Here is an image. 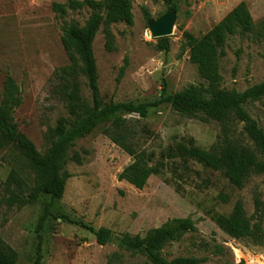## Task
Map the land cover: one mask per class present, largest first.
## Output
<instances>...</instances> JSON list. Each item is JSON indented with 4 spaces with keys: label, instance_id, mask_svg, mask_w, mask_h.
<instances>
[{
    "label": "rangeland",
    "instance_id": "374dc122",
    "mask_svg": "<svg viewBox=\"0 0 264 264\" xmlns=\"http://www.w3.org/2000/svg\"><path fill=\"white\" fill-rule=\"evenodd\" d=\"M70 0H0V103L5 82L13 78L20 89L22 104L13 117L21 133L45 153L48 131L62 118H68L65 105L55 94L54 73L70 64L62 44L63 25L84 26L90 11L83 9L59 17L53 4ZM82 1V0H79ZM101 1V0H97ZM250 10L254 29L231 36L221 59V88L243 93L264 81V0H134V24L112 26L115 50L106 47L101 28L94 42L99 72V88L105 103L155 101L163 90L175 94L190 86L206 84L196 65L183 50V34L201 37L215 27L238 4ZM176 5L177 20L170 36L168 53L157 48L143 8L152 20H159ZM127 62L124 76L121 69ZM84 96L90 93L83 85ZM247 112L264 129V99L248 104ZM129 129L137 128L141 148L154 153L153 165L161 155L192 138L196 146L208 150L221 132L218 122H204L174 112L168 105L152 110L147 119L125 115ZM97 129L76 142L66 164L71 178L63 198L55 203L45 229L43 264H111L113 254L124 255V264H143L121 251L117 240L124 234L145 237L153 229L176 219H190L196 231L184 235L164 249L167 260L178 257L203 259V264H264V245L235 240L216 223V217H230L242 203L248 217L264 228V175L253 176L244 187L234 186L221 173L196 160H165L160 174L147 186L136 189L119 181L120 173L132 163L131 157ZM242 132L243 126H238ZM252 145L251 142H248ZM78 153L82 163L71 157ZM15 174L19 183L11 182ZM17 147L0 148V199L29 190L45 180ZM227 199V200H226ZM257 201L260 203L258 208ZM49 198L40 196L32 204H4L0 212V237L19 255L18 264H33L36 254V227ZM260 209V213L257 210ZM65 215L98 230H111L114 241L99 245L84 228L60 218ZM260 217V218H259Z\"/></svg>",
    "mask_w": 264,
    "mask_h": 264
},
{
    "label": "trees",
    "instance_id": "16d2710c",
    "mask_svg": "<svg viewBox=\"0 0 264 264\" xmlns=\"http://www.w3.org/2000/svg\"><path fill=\"white\" fill-rule=\"evenodd\" d=\"M134 0H70L67 3H54L53 11L59 17L68 12L88 9L90 17L84 26L76 22H65L63 25L62 44L69 57L70 64L55 71V94L65 105L68 118L62 117L57 125L48 131L49 147L41 153L31 140L20 132L13 114L21 106L22 97L19 87L13 78L5 82L3 100L0 103V148L13 145L20 149L30 163L46 179L29 190L12 193L7 199H0V212L4 204L14 203L22 206L32 204L40 196L49 198L44 205L36 227L37 247L33 264H43L45 229L47 221L53 215L55 203L65 194L67 181L71 174L66 169L69 152L77 141L92 135L97 129L122 151L128 154L132 163L119 175V181L127 182L136 189H144L150 178L160 174L165 160L180 158L184 163L196 160L205 167L221 173L234 186L242 188L253 176L264 175V129L253 119L246 106L264 99V81L243 93L221 88V59L228 39L238 33H250L254 21L245 3L238 4L215 27L201 37L190 32L183 34V50H188L190 61L196 65L201 78L206 84L190 86L181 92L168 94L166 84L155 101L105 103L100 94L99 72L94 52V42L101 30L106 35V47L115 50V37L112 26L116 24H134ZM169 1V0H168ZM170 10L178 12L173 5ZM148 22L152 17L143 8ZM157 48L168 53L170 38L157 39ZM125 66L121 69L119 80L124 76ZM83 85L90 93V101L84 96ZM168 105L179 115L187 118H199L204 122L215 121L220 124L218 140L208 149L196 146L190 138L177 147L161 155V161L153 165L154 153L141 148L137 128L129 129L125 115H136L147 119L152 110ZM243 130L239 132L238 126ZM248 142H251L250 145ZM71 160L82 163L80 154L75 153ZM11 182L19 183L15 174ZM227 200V199H226ZM259 208L260 203L257 201ZM260 213V209L257 210ZM65 222H70L89 230L99 245L105 246L114 241L108 228L94 229L83 222H75L65 215H60ZM260 218V217H259ZM217 225L235 240H248L256 245H264V228L261 222L248 217L242 203H238L230 217H216ZM196 231L190 219H176L164 226L153 229L143 238L140 235L124 234L117 243L121 251L131 253L134 258L143 257V264H203V259L178 257L167 260L163 251L168 244L180 240L184 235ZM124 255L115 253L110 258L111 264H124ZM19 255L0 237V264H18ZM240 264H246L242 261Z\"/></svg>",
    "mask_w": 264,
    "mask_h": 264
},
{
    "label": "water",
    "instance_id": "95a60500",
    "mask_svg": "<svg viewBox=\"0 0 264 264\" xmlns=\"http://www.w3.org/2000/svg\"><path fill=\"white\" fill-rule=\"evenodd\" d=\"M177 20V12L175 10L168 12L159 20L149 22V29L154 39L170 37L173 35L174 25Z\"/></svg>",
    "mask_w": 264,
    "mask_h": 264
}]
</instances>
